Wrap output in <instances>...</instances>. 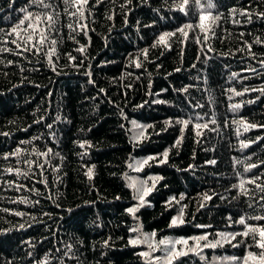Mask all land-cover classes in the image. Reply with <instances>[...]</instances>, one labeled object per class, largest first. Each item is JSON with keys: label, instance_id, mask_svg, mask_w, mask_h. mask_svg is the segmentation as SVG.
<instances>
[{"label": "trees", "instance_id": "1", "mask_svg": "<svg viewBox=\"0 0 264 264\" xmlns=\"http://www.w3.org/2000/svg\"><path fill=\"white\" fill-rule=\"evenodd\" d=\"M44 3L0 0V264H262L264 0Z\"/></svg>", "mask_w": 264, "mask_h": 264}, {"label": "rangeland", "instance_id": "2", "mask_svg": "<svg viewBox=\"0 0 264 264\" xmlns=\"http://www.w3.org/2000/svg\"><path fill=\"white\" fill-rule=\"evenodd\" d=\"M143 133V128H140L137 123H133V138L135 140H138L140 137H142ZM147 162L148 159L133 160L131 169L133 171H138ZM130 185L134 189V192H136L139 201H142L149 190L146 183L142 179H140L139 176L132 175V177L130 178ZM174 223H176V221ZM206 240L207 238L205 236L194 237L190 239L164 238L159 240L156 239L154 234L139 232V234L135 235L131 242L135 243L136 245L143 246V249H141V255L147 264H174V260L177 258H180L184 255H189L188 253L190 252L195 253L197 251H201L204 248L203 242ZM210 264H251V259L249 255L236 258L214 257L212 261H210Z\"/></svg>", "mask_w": 264, "mask_h": 264}, {"label": "snow or ice", "instance_id": "3", "mask_svg": "<svg viewBox=\"0 0 264 264\" xmlns=\"http://www.w3.org/2000/svg\"><path fill=\"white\" fill-rule=\"evenodd\" d=\"M36 2H38V4H42L46 9L49 8V7H51V5H49V4H45V3H44V0H36ZM64 2L67 4V3L69 2V0H64ZM26 18H28V17H26ZM35 19L39 20V17H36ZM45 19H47V20L50 21V22L53 20L52 16H47V17H45ZM21 23H23V21H22ZM50 27H51V23H49V28H50ZM36 31H37V29L34 28V29H33V32H36ZM46 39H47V37L44 36V37H42L40 40H38V43H43L44 40H46ZM240 223L243 224L244 221L241 220ZM246 234H247V233H245V235H246ZM260 236H261L262 239H264V230H262V231L260 232ZM259 247L264 248V243H261V244L259 245ZM261 257L264 258V253H261ZM262 264H264V259H262Z\"/></svg>", "mask_w": 264, "mask_h": 264}, {"label": "bare ground", "instance_id": "4", "mask_svg": "<svg viewBox=\"0 0 264 264\" xmlns=\"http://www.w3.org/2000/svg\"><path fill=\"white\" fill-rule=\"evenodd\" d=\"M262 106H263V105H262ZM259 110H260V109H259ZM261 111H262V109H261ZM26 119H27V118H26ZM237 154H238V153H237ZM129 179H130V178H129ZM124 180H125V179H124ZM182 180H183V179H182ZM125 182H126V181H125ZM131 183H132V182H131ZM138 183H139V181H138ZM134 185H135V184H134ZM129 186H130V185H129ZM129 186H128V187H129ZM130 188H131V186H130ZM135 188H136V186H135ZM184 188H185V187H184ZM131 189H132V188H131ZM138 191H139V190H138ZM138 191H137V192H138ZM134 193H136V192H134ZM59 257H60V256H59ZM62 258H63V257H62ZM58 259H59V258H58Z\"/></svg>", "mask_w": 264, "mask_h": 264}]
</instances>
